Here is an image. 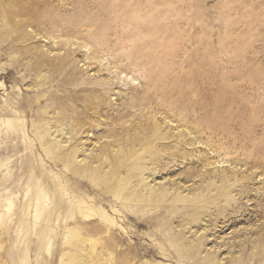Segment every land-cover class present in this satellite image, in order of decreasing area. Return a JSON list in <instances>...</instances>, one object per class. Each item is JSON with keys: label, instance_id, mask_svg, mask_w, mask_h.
Masks as SVG:
<instances>
[{"label": "rangeland", "instance_id": "374dc122", "mask_svg": "<svg viewBox=\"0 0 264 264\" xmlns=\"http://www.w3.org/2000/svg\"><path fill=\"white\" fill-rule=\"evenodd\" d=\"M38 123L53 125L38 149L75 147L76 162L111 145L96 182L66 176L108 193L113 224L82 215L80 235L25 234ZM142 178L166 200L152 207ZM6 201L0 264H264V0H0ZM200 236V255L178 258Z\"/></svg>", "mask_w": 264, "mask_h": 264}, {"label": "bare ground", "instance_id": "6f19581e", "mask_svg": "<svg viewBox=\"0 0 264 264\" xmlns=\"http://www.w3.org/2000/svg\"><path fill=\"white\" fill-rule=\"evenodd\" d=\"M19 126L21 128V125H19ZM33 126H34V124H33ZM47 128L52 129L53 125L46 124V126L43 127V125L39 124L36 129L34 127V130H32V134H33V136L35 135V138H37V139L35 140V142L32 140L28 141V144L30 145L29 151H31V153H33L32 149L35 148L34 150H36V152L38 150V152L41 151V152L45 153L46 156L51 159L53 166H57L58 163H61V166H63V169L65 170V172L60 173V171H59L57 173H54L51 170V168L46 167L44 160H43L42 156L40 155L41 152H39L37 154L38 160H36V161L35 160L32 161V159L28 158V190H27V193H28V199H27V201H28V220H27V222H25V220H24L25 224L23 223L25 225L24 226L25 227V234H28V236L34 235L36 237V239H38V240L40 239V242H42L44 239L48 240L52 237H59L60 233L53 231V229L56 228V225L60 226L63 224L62 225V229H63L62 235L66 234V236H67L70 234H74L77 236V235H80V232H81L80 229H83L82 226H84L83 225L84 223L80 224L77 222L78 220L81 219L80 216H82V215L87 216V217H90L88 215L97 216L98 218L102 219L104 222L101 226L107 227V225L105 223L113 224V221H111V219L110 220L108 219V217L106 215L107 212L104 211V209L102 208L103 207V201L107 202L110 199V198L105 196L107 192H103V191L98 190V189L96 190V188L88 187V191H90L92 194L97 193V195H94L95 197L92 196V198H89L88 196H85V194L83 192L81 193V186L80 185H82V183L80 181H78V180L74 181V179L72 180V178H68L66 176L67 173H70L73 176L78 177V179L79 178L84 179L85 176L86 177L89 176L90 179L94 178L93 180H91V182L92 181L96 182L95 177L98 175V173L100 174L99 170L106 169L108 172H110V170H112L114 168L111 165L113 163H110V161H108V155H109L108 153H110L111 145H109V146L108 145H102L100 147V149L98 150V154H95V155L91 154L92 156L84 157L81 160H79L78 162H76L73 159L76 157L75 147L72 148V146H70V148H65V146H60L59 144H51L48 147V149H44L43 147H42V150L38 149L37 143H38L39 147L48 143L47 131H45ZM28 132H30V131H28ZM52 132H54V131H52ZM56 132H58V131H56ZM65 135L71 136V134L69 132L65 133ZM112 135H113L112 136L113 138H116L118 136V134H112ZM29 137H28V139H29ZM69 139H70V141H69ZM74 139H71V137H68L67 139H65L66 141H63V142L61 141V143H62V145L67 144L68 141L71 142V140L73 141ZM123 140H122V143H123ZM117 141L121 142L120 137L117 138ZM132 144L136 145L137 143L134 144V141H133ZM112 146H114V145H112ZM124 147L125 146H123V148ZM134 150H135V148H134ZM125 153H126V151H125ZM125 153H122V154H125ZM28 155H29L28 157L31 156L29 153H28ZM87 158L89 159V161H88V163H85ZM70 162H72V163H70ZM115 169H117V171H118L119 168L115 167ZM124 169H125V167H124ZM139 169H140V167H139ZM100 179L101 178L99 177L98 181ZM146 180H147V178L141 179L143 185H145V187H146V190H148L150 195L152 193V197L149 199V203H151L152 207L154 206L153 204H159L160 205V203H162V201L166 200V198L168 197V193L163 191V189H158V190L154 191L153 188H151L150 185L146 183ZM100 188H101V186H100ZM132 193H133L132 196H134L136 194V193H134V191ZM129 196H130V194L128 195V197ZM132 198L133 197H131L130 199H132ZM198 198H199V196H198ZM132 201H134V198L132 199ZM6 202H7V204L4 206V208L0 209V211L3 213L8 212V211L10 212V210H11L10 204L8 203V201H6ZM173 202L175 204V200ZM127 203H129V202L127 201ZM3 204H5V202ZM170 206H174L172 202L170 203V205L168 207L165 208V210H166L165 212H169ZM128 207H129V204H128ZM136 208L139 209L142 207H136ZM161 208H163V207H161ZM182 210L186 213H190V212L193 213V212H196L198 209L186 206V207H183ZM195 222H196V220H194V219H192L190 221V223H195ZM216 227H217V225H215L214 229H216ZM71 241L74 242V240H71ZM169 241L171 243H174V242L176 243V242L180 241V238L177 237L176 235L173 237L170 236ZM204 242L205 241L203 240V237L200 236V238L197 239V244H195L194 246H190L188 248L184 247L182 249V250H184V252L182 251V254L180 253L181 255L179 254L178 258L185 259L187 257L189 259L190 256L193 257L194 255H198V254L200 255L201 249L204 246ZM40 244L42 245V243H40ZM28 251H30V250H28ZM209 259H210L209 256H207L204 259L202 258L201 259L202 262H200V264H212V263H210Z\"/></svg>", "mask_w": 264, "mask_h": 264}]
</instances>
